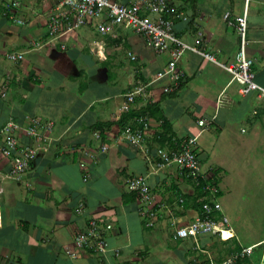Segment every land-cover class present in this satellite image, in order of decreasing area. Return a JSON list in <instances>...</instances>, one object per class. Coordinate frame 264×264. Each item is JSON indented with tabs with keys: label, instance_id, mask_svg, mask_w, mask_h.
Instances as JSON below:
<instances>
[{
	"label": "crops",
	"instance_id": "0c3cea01",
	"mask_svg": "<svg viewBox=\"0 0 264 264\" xmlns=\"http://www.w3.org/2000/svg\"><path fill=\"white\" fill-rule=\"evenodd\" d=\"M6 1L0 0V126L9 120L25 124L29 116L52 127L46 149L37 152L21 180L7 178L9 161L0 153V264H207L251 244L252 253L236 264H264V211L248 218L262 225H254L252 237L244 232L255 223L246 224V217L230 222L229 240L216 233L175 237L176 226L201 215L199 188L176 165L155 164L202 129L197 155L203 171L219 168L215 177L222 194L225 167L218 155L231 146L228 135L239 148L264 147V100L257 91L240 94L220 65L236 64L239 38L223 15H240L243 0H167L165 17L174 33L218 62L184 51L176 64L182 81L173 93L162 91L167 79L152 81L170 60V50L156 53L128 26L101 34L93 21L46 43V19L59 0H18L14 13L24 24L2 13ZM247 40L255 80L264 87V0L249 1ZM11 52H23V58L9 60ZM140 85L143 92L123 111L124 94ZM143 118L142 140L125 139L124 128L141 129ZM201 118L205 128L198 125ZM238 129L248 135L240 137ZM101 145L107 149L101 151ZM133 175H145L154 194L153 227L140 215L138 196L126 188ZM89 217L112 225L108 249L102 256L81 251L71 258L64 250H76L74 236Z\"/></svg>",
	"mask_w": 264,
	"mask_h": 264
},
{
	"label": "built area",
	"instance_id": "2783aa9c",
	"mask_svg": "<svg viewBox=\"0 0 264 264\" xmlns=\"http://www.w3.org/2000/svg\"><path fill=\"white\" fill-rule=\"evenodd\" d=\"M250 0H243V9L240 15L231 17L229 12L223 15L224 20L230 25L238 35L239 42L235 54L236 64L233 67L220 64L230 75V81L238 85L240 94H247L250 91H257L258 95L264 100V87L255 80V73L252 69V59L247 54V14ZM21 6L20 1L10 0L3 4L2 13L16 24H24L26 20L17 16L14 9ZM167 10V0H136L127 3H119L114 0H59L54 9L49 12L46 19V43H51L71 30L96 22V29L101 34H111L116 26L126 25L137 33L142 34L148 45L156 53H164L170 50L171 58L166 66L158 71L152 81L167 79L168 82L162 86L163 93L175 92L181 81L182 72L176 68V64L184 51L189 50L214 60L213 56L202 51L194 45L181 40L173 31L172 21L165 17ZM148 11V12H147ZM153 14V16H149ZM7 58L18 61L23 58V52H11ZM131 58H134L131 55ZM217 62V61H215ZM218 63V62H217ZM151 83V82H149ZM144 85L136 86L130 92L124 94L125 101L122 110L127 111L133 102L134 96L143 92ZM26 123L22 124L9 120L0 126V153L9 161V170L6 174L11 180H21L27 172L30 163L33 161L37 152L46 149L49 142V132L51 122H42L35 117H26ZM198 125L202 128L207 126L206 119H198ZM141 129H130L125 127L123 134L125 139L135 143L143 138L142 129L147 127V120L140 121ZM200 131L194 136L183 140L181 147L164 155L157 162L156 168L160 169L168 165H176L183 170L187 177L193 179L196 184L202 180L204 195L197 197L196 202H200L204 216L196 217L187 223L176 226L173 234L175 237L196 238L200 233H216L221 240H229L234 237L230 227L229 219L222 213V207L217 197L219 188L210 179V175L202 170L201 163L196 151L197 137ZM20 132L25 133V137L32 141H22ZM97 137L99 135L96 134ZM24 137V138H25ZM107 146L101 145L100 150L104 151ZM99 152L91 154L98 155ZM79 165L85 168V162ZM85 176L88 170L85 168ZM128 191L135 193L142 202L140 215L145 219L148 226L153 227L156 219V210L152 209L154 204V194L150 190L145 175H133L125 182ZM1 192V187H0ZM180 201L182 199L180 198ZM82 203L78 204V210H82ZM218 212L220 215L214 219L211 214ZM112 229V225L100 218L89 217L85 226L76 232L74 244L76 250L66 248L64 252L71 258H76L81 251H89L95 254L104 255L108 249L107 236ZM227 231L228 235L223 236ZM254 244L243 246L239 251L230 254L220 261L209 259L207 264H236V260L245 255H250ZM189 264H203L199 260H194Z\"/></svg>",
	"mask_w": 264,
	"mask_h": 264
},
{
	"label": "rangeland",
	"instance_id": "374dc122",
	"mask_svg": "<svg viewBox=\"0 0 264 264\" xmlns=\"http://www.w3.org/2000/svg\"><path fill=\"white\" fill-rule=\"evenodd\" d=\"M40 121L43 122V120ZM246 129L249 131L248 127ZM238 135L243 138L248 135V132L240 133L238 129ZM227 138L231 146L225 148L223 154L218 155L225 170L219 180L222 194L219 193L217 199L229 222L238 221L241 223L244 217L247 218L243 220L246 224L260 222V220L252 218L251 223L248 218L253 212L264 211V155L255 154L256 151L264 150V147L261 149L249 145L239 148L233 145L236 141L233 140L231 134ZM206 173L211 175L207 171ZM254 225L262 226L258 223L246 226L248 230L244 233L252 237L255 230Z\"/></svg>",
	"mask_w": 264,
	"mask_h": 264
},
{
	"label": "trees",
	"instance_id": "16d2710c",
	"mask_svg": "<svg viewBox=\"0 0 264 264\" xmlns=\"http://www.w3.org/2000/svg\"><path fill=\"white\" fill-rule=\"evenodd\" d=\"M218 169H219V168H217L216 170H214V171L212 172V174L210 175V179H212L214 183H216V181H217V178L215 177V174H216L217 171H219ZM203 185H204L203 181H202V180H199V183L197 184V186H198L197 188H199L198 192H200V194H198V197L204 195ZM196 204L198 205V207H199V209H200V213H201L200 216L203 217V216H204V213H203V211L201 210L200 202H196Z\"/></svg>",
	"mask_w": 264,
	"mask_h": 264
},
{
	"label": "bare ground",
	"instance_id": "6f19581e",
	"mask_svg": "<svg viewBox=\"0 0 264 264\" xmlns=\"http://www.w3.org/2000/svg\"><path fill=\"white\" fill-rule=\"evenodd\" d=\"M224 234H225V236H227L228 232L227 231H224L223 232V236H224Z\"/></svg>",
	"mask_w": 264,
	"mask_h": 264
}]
</instances>
